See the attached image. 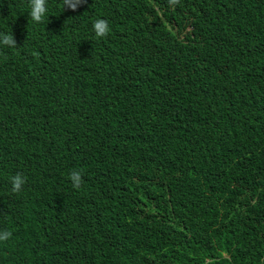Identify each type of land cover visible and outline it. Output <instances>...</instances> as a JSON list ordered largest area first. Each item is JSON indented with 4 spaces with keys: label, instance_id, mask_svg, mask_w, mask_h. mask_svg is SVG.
<instances>
[{
    "label": "trees",
    "instance_id": "trees-1",
    "mask_svg": "<svg viewBox=\"0 0 264 264\" xmlns=\"http://www.w3.org/2000/svg\"><path fill=\"white\" fill-rule=\"evenodd\" d=\"M47 5L0 0V264H264V0Z\"/></svg>",
    "mask_w": 264,
    "mask_h": 264
},
{
    "label": "clouds",
    "instance_id": "clouds-1",
    "mask_svg": "<svg viewBox=\"0 0 264 264\" xmlns=\"http://www.w3.org/2000/svg\"><path fill=\"white\" fill-rule=\"evenodd\" d=\"M85 0H62L63 8H68L72 11H76L80 5H82ZM180 0H169L170 6H175L179 4ZM29 3V17L31 21L35 23H42L46 14L48 12L47 0H28ZM93 31L98 38H105L109 35L111 29L109 22L103 18H97L93 25ZM0 46L17 48V43L14 35L11 33L0 32ZM69 179L72 182L74 189H79L83 183L81 173L78 171H72ZM26 183V178L17 173L11 177L12 191L14 193H19L23 185ZM12 238V232L5 229L0 231V242H6ZM221 255H227L226 253H221ZM204 264H216L214 260L205 258Z\"/></svg>",
    "mask_w": 264,
    "mask_h": 264
}]
</instances>
